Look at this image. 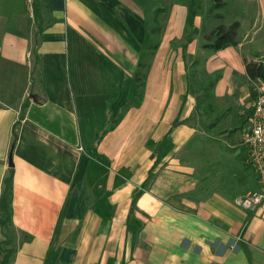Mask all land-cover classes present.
<instances>
[{"label": "crops", "instance_id": "crops-1", "mask_svg": "<svg viewBox=\"0 0 264 264\" xmlns=\"http://www.w3.org/2000/svg\"><path fill=\"white\" fill-rule=\"evenodd\" d=\"M246 2L239 43L214 50L195 40L198 26L169 32L162 7L149 26L143 0H0V198L14 168L0 240L16 249L11 264H264V206L244 210V193L214 182L229 133L208 115L234 101L240 116L264 89L245 64L264 58V37L246 51L264 0Z\"/></svg>", "mask_w": 264, "mask_h": 264}, {"label": "rangeland", "instance_id": "rangeland-1", "mask_svg": "<svg viewBox=\"0 0 264 264\" xmlns=\"http://www.w3.org/2000/svg\"><path fill=\"white\" fill-rule=\"evenodd\" d=\"M143 2L144 6L142 7V10L145 19L147 17L149 26L152 27L155 23L153 20L154 11L158 7H162V11H164L161 15L162 24H165L167 29H170L169 32L174 33L175 35H179L181 33L183 37L185 33V36L190 33L188 30H184V28L188 27L191 29L187 23V18L190 13V9L194 6V10L196 11L194 20L195 26L200 28L203 35L202 37L201 35L194 37L195 40H204V33L208 35L212 31L213 28L211 26L213 25L214 27L220 24L228 26L236 20H242L246 29L249 23H251L247 9L251 6L247 2L244 4L245 0H227V4L220 9H212L213 0H143ZM245 10L247 13L246 17ZM218 14H223V17L218 18ZM258 28L259 31L255 38V42L249 45L246 48V51H248L251 47L254 49L261 48L260 44L262 43L264 37V17L261 19L260 23H258ZM198 30L199 29H197V32ZM203 30L205 31L203 32ZM177 42L178 38L174 40L175 44H177ZM151 50L152 49L150 48V51ZM144 57H146V54H143V58ZM148 66V62L145 64H139V69L135 75V94L139 98H141L142 95L143 81L145 79ZM198 85V101L202 105H205V102L210 103L209 98L205 97L204 93L207 89L209 90L208 86L211 85V81L207 82L205 80ZM257 89L253 88L252 90ZM248 104L249 101L240 116L239 108L234 101L228 105V110L225 108V110L222 111L215 107L214 112L208 114L214 119L219 117L217 120V129H214L216 134L225 129H227V132L229 133V136L227 134H223L222 144L218 148L217 153L215 152V154H218L219 156V170H216L215 172L214 182L224 185L231 191L232 194L237 192L245 194L247 191L260 186L257 171L245 161L246 148L242 141L244 132L249 126Z\"/></svg>", "mask_w": 264, "mask_h": 264}, {"label": "trees", "instance_id": "trees-1", "mask_svg": "<svg viewBox=\"0 0 264 264\" xmlns=\"http://www.w3.org/2000/svg\"><path fill=\"white\" fill-rule=\"evenodd\" d=\"M227 4V0H213L212 9H220ZM196 11L194 6L190 9V13L187 18L189 27L193 28L197 32V28L194 25ZM218 18H222L223 14H218ZM240 21L236 20L230 25L220 24L216 26L208 35L205 34L206 43L205 47L212 48L214 50H220L228 46H235L238 41V30L240 28ZM246 72L252 80L260 79L264 81V58L260 60H248L245 59ZM257 93L256 90H252L251 97ZM250 97V98H251ZM13 180H14V168L9 169L8 174L4 180V186L2 195L0 198V233H5L7 236V230L12 226L13 218ZM141 195V192L135 193L134 202ZM15 247L11 246L10 240H0V264H11L12 257L15 253Z\"/></svg>", "mask_w": 264, "mask_h": 264}, {"label": "built area", "instance_id": "built-area-1", "mask_svg": "<svg viewBox=\"0 0 264 264\" xmlns=\"http://www.w3.org/2000/svg\"><path fill=\"white\" fill-rule=\"evenodd\" d=\"M256 91L257 93L249 99V126L242 141L246 148L245 161L257 171L260 186L235 200L238 207L249 211H256L264 206V90Z\"/></svg>", "mask_w": 264, "mask_h": 264}, {"label": "water", "instance_id": "water-1", "mask_svg": "<svg viewBox=\"0 0 264 264\" xmlns=\"http://www.w3.org/2000/svg\"><path fill=\"white\" fill-rule=\"evenodd\" d=\"M10 165H13V163H12V158H10Z\"/></svg>", "mask_w": 264, "mask_h": 264}]
</instances>
